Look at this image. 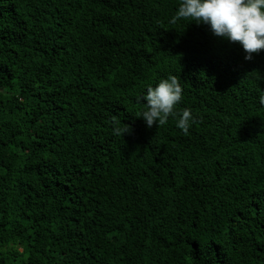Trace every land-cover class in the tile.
<instances>
[{
	"label": "trees",
	"instance_id": "obj_1",
	"mask_svg": "<svg viewBox=\"0 0 264 264\" xmlns=\"http://www.w3.org/2000/svg\"><path fill=\"white\" fill-rule=\"evenodd\" d=\"M181 2L0 0V264H264V50Z\"/></svg>",
	"mask_w": 264,
	"mask_h": 264
},
{
	"label": "clouds",
	"instance_id": "obj_2",
	"mask_svg": "<svg viewBox=\"0 0 264 264\" xmlns=\"http://www.w3.org/2000/svg\"><path fill=\"white\" fill-rule=\"evenodd\" d=\"M177 19L208 25L214 36L238 43L245 60L251 61L254 54L264 50V0H182L173 22ZM182 95V85L175 75L160 79L155 86L149 84L143 95L137 97V102L143 104L140 117L146 126H163L171 117L176 127L187 133L195 116L190 108L177 110ZM259 101L264 105V96Z\"/></svg>",
	"mask_w": 264,
	"mask_h": 264
}]
</instances>
